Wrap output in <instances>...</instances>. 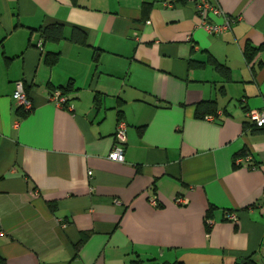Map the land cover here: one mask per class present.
Returning <instances> with one entry per match:
<instances>
[{"label": "crops", "instance_id": "crops-1", "mask_svg": "<svg viewBox=\"0 0 264 264\" xmlns=\"http://www.w3.org/2000/svg\"><path fill=\"white\" fill-rule=\"evenodd\" d=\"M213 1L241 16L230 31L207 32L195 0H0L4 264H264V130L245 127L264 103V0ZM52 24L66 38L44 41ZM249 153L256 168L235 166Z\"/></svg>", "mask_w": 264, "mask_h": 264}, {"label": "built area", "instance_id": "built-area-1", "mask_svg": "<svg viewBox=\"0 0 264 264\" xmlns=\"http://www.w3.org/2000/svg\"><path fill=\"white\" fill-rule=\"evenodd\" d=\"M165 6H174V0H163ZM195 8L198 16L201 19L202 27L211 34H223L232 29V26L237 23L240 19V15H228L221 8L220 4L213 0H195ZM211 15L222 16L223 21L221 23L213 22L211 20ZM13 97L17 102L18 106L21 107L25 112L31 111L34 108V102L32 98L26 92L24 81H18L16 83V89L14 91ZM50 101L54 102L59 107H64L67 96H65L61 89L57 88L50 92ZM248 117L251 122L258 127H264V103L263 106L258 110H252L248 113ZM208 118L214 119L213 115H208ZM127 123L120 120L116 127L115 132V144L112 151L109 154L110 159L114 161H125V144L127 142ZM251 154H247L244 157H238L236 159V164L245 166L248 168H256L255 163L252 161ZM92 171H89V175H92ZM153 204L157 205V199L155 197L151 198ZM179 203L187 202L186 198H178ZM230 219L234 222L238 221L236 214H230ZM208 225L212 224L211 218H206Z\"/></svg>", "mask_w": 264, "mask_h": 264}, {"label": "trees", "instance_id": "trees-1", "mask_svg": "<svg viewBox=\"0 0 264 264\" xmlns=\"http://www.w3.org/2000/svg\"><path fill=\"white\" fill-rule=\"evenodd\" d=\"M156 1H163V0H156ZM184 1L185 0H174V5H177L178 3H181V2H184ZM152 4H153L152 2L145 3V5H144V11L147 12L150 9V7L152 6ZM42 38L44 39V41H55V42L61 41L62 39L66 38L65 37L64 26L61 25V24L48 25L42 31ZM72 39L75 42H77V43H84V42H86V35H85L84 32H82L80 30H76L72 34ZM259 49L260 48L248 46V48L245 51V54H246L247 59L249 60L251 58V56L253 54H255ZM47 58H48V61L50 63H54V61L56 59L55 57H49V56H47ZM211 62H213V61H211ZM216 64L218 65V68H220L221 71H223V72H227L228 71V68L224 67L223 65L218 64V63H216ZM25 88H26V92L29 95V97L32 98L31 97V93H30V89H29V87L27 86L26 83H25ZM54 89L55 88H53L52 90H54ZM59 89H61L62 92H63V94L65 96H67V92H68L69 88L59 87ZM65 105H66V103H65ZM18 108H19V111L21 112V114L23 116L28 115L33 110L32 109L31 111L25 112L21 107H18ZM197 113H198V116L199 117H205V116H208V115H213L214 116V114L217 113V110H215V107L213 105V102H206V103H204V105L202 106V108L201 107L200 108L198 107V112ZM245 127L246 128L251 127L252 130H254V131H256V130H264V127H258V126H256L255 124H253L251 122V120L245 123ZM234 164L237 167L241 166V165L236 164V163H234ZM255 165L257 166L256 163H255ZM213 208L214 207H211L210 208L211 209L210 210V213H211V211H213ZM0 264H4V260L3 259H0ZM173 264H181V263L177 262V263H173ZM239 264H241V263H239Z\"/></svg>", "mask_w": 264, "mask_h": 264}]
</instances>
